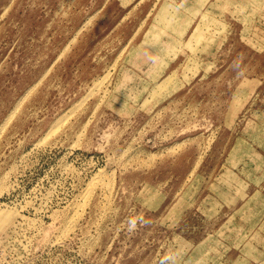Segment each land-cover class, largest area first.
Instances as JSON below:
<instances>
[{
  "label": "rangeland",
  "instance_id": "374dc122",
  "mask_svg": "<svg viewBox=\"0 0 264 264\" xmlns=\"http://www.w3.org/2000/svg\"><path fill=\"white\" fill-rule=\"evenodd\" d=\"M181 1L0 0V264H264V0Z\"/></svg>",
  "mask_w": 264,
  "mask_h": 264
},
{
  "label": "bare ground",
  "instance_id": "6f19581e",
  "mask_svg": "<svg viewBox=\"0 0 264 264\" xmlns=\"http://www.w3.org/2000/svg\"><path fill=\"white\" fill-rule=\"evenodd\" d=\"M191 1H192V0H182L180 4L183 5V6H185V5H186V6H189V7L191 8V7L193 6V3H191ZM204 3H205V2H204ZM199 7H202V5L199 4V5L195 6L193 10H195V9H199ZM177 9H178V7L175 6L174 11L176 12ZM186 26H187V24L185 25V28H186ZM185 28H184V29H185ZM196 29H197V26L194 28V30H193L192 32L189 33V35H188V38H189V39L195 35V33H196L195 31H196Z\"/></svg>",
  "mask_w": 264,
  "mask_h": 264
}]
</instances>
